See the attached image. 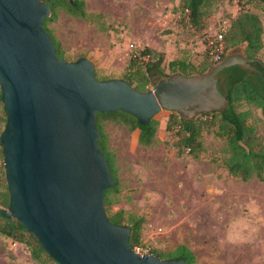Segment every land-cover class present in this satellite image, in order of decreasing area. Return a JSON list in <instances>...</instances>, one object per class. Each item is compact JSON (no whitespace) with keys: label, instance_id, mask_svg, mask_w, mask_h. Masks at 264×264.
Listing matches in <instances>:
<instances>
[{"label":"water","instance_id":"95a60500","mask_svg":"<svg viewBox=\"0 0 264 264\" xmlns=\"http://www.w3.org/2000/svg\"><path fill=\"white\" fill-rule=\"evenodd\" d=\"M61 0H0V137L10 203L1 210L32 233L56 264H185L135 253L131 229L114 224L105 198L115 185L99 146V113L121 111L146 126L162 112L193 120L230 107L218 75L254 71L258 58L233 49L201 75L157 77L149 91L100 81L92 61L60 59L44 24ZM74 3L75 0H68Z\"/></svg>","mask_w":264,"mask_h":264},{"label":"rangeland","instance_id":"374dc122","mask_svg":"<svg viewBox=\"0 0 264 264\" xmlns=\"http://www.w3.org/2000/svg\"><path fill=\"white\" fill-rule=\"evenodd\" d=\"M83 1L85 18L58 6L46 28L64 60L89 59L100 81H126L132 56L146 48L165 55L168 74L173 73L171 62L184 60L195 67L189 73L196 75L214 62L218 36L224 33L225 39L241 13L257 14L264 26V5L250 0H215L211 15L198 27L185 20L180 0ZM222 44L226 57L233 49L227 50L225 40ZM237 48L245 53L246 45ZM257 58L264 63V48ZM239 107L251 112L249 124L255 125L264 145L262 109L248 101ZM3 110L0 105V116ZM172 115L155 117L157 143L150 147L139 143V130L109 118L101 121L119 184L109 196L110 214L123 211L126 218H144L140 248L153 256L156 252L170 259L179 246H186L196 264H264V182H244L230 174L229 147L216 127L204 131V151L198 158L178 156L176 137L167 130ZM3 184L2 210L8 209L10 199L7 182ZM29 253L26 245L0 236V264H38Z\"/></svg>","mask_w":264,"mask_h":264},{"label":"trees","instance_id":"16d2710c","mask_svg":"<svg viewBox=\"0 0 264 264\" xmlns=\"http://www.w3.org/2000/svg\"><path fill=\"white\" fill-rule=\"evenodd\" d=\"M180 10L184 14L185 20L192 26H200L201 22L211 15V9L215 0H180ZM264 5V0H250ZM52 7V16L47 18L44 28L53 19L55 10L58 6L65 7L69 13L76 17L85 18V3L83 0H75L70 3L68 0H61L50 4ZM51 36V35H50ZM264 26L257 14L250 12L241 13L237 19L232 21L228 34L225 37L226 48L234 49L240 45H246L245 54L248 57H257L264 48ZM53 39V38H52ZM57 49V55L62 58L61 48L53 39ZM225 55L223 56V58ZM165 55L146 48L138 51L132 56L129 68V74L126 82L138 91H149L153 86V80L157 77H168L181 74L192 76L190 70L195 67L184 60H175L170 63L173 69L172 74H168L164 68ZM215 61L206 65L202 71L196 75L206 73ZM228 75L227 88L229 91L230 107L220 113H212L197 117L193 120H187L173 113L169 120L167 130L176 137L174 147L177 149L178 156L185 154L198 158L204 151L203 133L204 131L217 128L216 134L225 139L229 147V157L226 159V167L230 174L244 182L254 178L264 182V145L259 142L257 129L254 124H249L251 112L239 107L241 101L254 103L262 109L264 116V80L254 75L248 74L239 66H232L222 71ZM0 105L4 106L1 100ZM3 116H0V137L4 130L7 118L3 110ZM109 118L115 123L128 125L131 131L139 130V143L150 147L155 145L158 122L154 119L146 126H142L139 120L128 113L117 111L114 113H99L97 115V126L100 131L99 146L108 160L111 174L115 185L108 191L105 198L106 211L110 220L118 226H128L131 229L130 245L132 249L142 247L141 240L144 218L137 216L125 217V212L120 211L110 214L109 196L114 194L118 188V180L113 170V163L107 153V136L103 131L101 121ZM203 118H206L203 120ZM3 147L0 142V187L7 182L5 176V167L3 164ZM3 182V183H2ZM8 197L6 205H9ZM5 201L0 200V236L12 239L14 242L24 244L30 249V254L38 264H56L51 257L44 251L38 239L26 231L24 226L16 219L4 218L1 214V207ZM154 256L165 259L159 253L153 252ZM170 259H183L185 264H196L197 259L194 253L186 246H179L170 256Z\"/></svg>","mask_w":264,"mask_h":264},{"label":"flooded vegetation","instance_id":"af4514ba","mask_svg":"<svg viewBox=\"0 0 264 264\" xmlns=\"http://www.w3.org/2000/svg\"><path fill=\"white\" fill-rule=\"evenodd\" d=\"M51 4V3H50ZM49 4V5H50ZM51 6V5H50ZM52 8V7H51ZM243 55L246 56V54L244 52H242ZM248 57V56H246ZM248 58H253V57H248ZM257 58V57H255ZM263 62V61H262ZM251 66L254 68V71H249V70H245L248 74L254 75L258 78H262L264 80V67H262L261 65L257 64V63H253L251 64ZM228 75L224 74L223 72H221L218 75V83L219 84H228V80H227Z\"/></svg>","mask_w":264,"mask_h":264},{"label":"built area","instance_id":"2783aa9c","mask_svg":"<svg viewBox=\"0 0 264 264\" xmlns=\"http://www.w3.org/2000/svg\"><path fill=\"white\" fill-rule=\"evenodd\" d=\"M223 40H224V33H221L219 36H218V42L220 43L219 47L216 49L215 52H213L212 54H216L215 57H214V61L216 63H220L222 62L223 60V56H224V52H225V47L223 46ZM133 251L135 253H138L140 255H150L149 251H146V250H143L141 249L140 247L138 248H135L133 249Z\"/></svg>","mask_w":264,"mask_h":264},{"label":"crops","instance_id":"0c3cea01","mask_svg":"<svg viewBox=\"0 0 264 264\" xmlns=\"http://www.w3.org/2000/svg\"><path fill=\"white\" fill-rule=\"evenodd\" d=\"M29 254H30V253H29ZM30 257H31V261L35 263V261L33 260L32 256H31V254H30Z\"/></svg>","mask_w":264,"mask_h":264}]
</instances>
